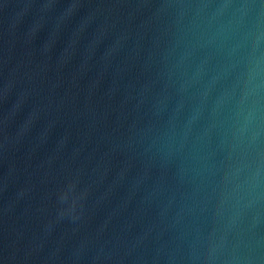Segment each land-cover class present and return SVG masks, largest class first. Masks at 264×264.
Masks as SVG:
<instances>
[{
  "label": "water",
  "instance_id": "obj_1",
  "mask_svg": "<svg viewBox=\"0 0 264 264\" xmlns=\"http://www.w3.org/2000/svg\"><path fill=\"white\" fill-rule=\"evenodd\" d=\"M0 264H264V0H0Z\"/></svg>",
  "mask_w": 264,
  "mask_h": 264
}]
</instances>
